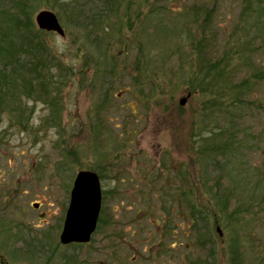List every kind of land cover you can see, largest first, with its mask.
<instances>
[{"label": "rangeland", "instance_id": "rangeland-1", "mask_svg": "<svg viewBox=\"0 0 264 264\" xmlns=\"http://www.w3.org/2000/svg\"><path fill=\"white\" fill-rule=\"evenodd\" d=\"M100 1L77 0L79 19L71 0H0V36L15 49L28 43L25 22L39 31L40 11L66 32L34 38L47 45L32 51L38 73L16 50L0 84V264H264V110L237 104L220 116L197 92L179 104L195 64L173 27L194 25L186 8L201 5L223 27L241 26L237 0H140L127 40L112 37L114 21L79 28ZM256 97L264 103L263 87ZM82 170L102 175L104 224L90 244L63 246Z\"/></svg>", "mask_w": 264, "mask_h": 264}, {"label": "trees", "instance_id": "trees-1", "mask_svg": "<svg viewBox=\"0 0 264 264\" xmlns=\"http://www.w3.org/2000/svg\"><path fill=\"white\" fill-rule=\"evenodd\" d=\"M76 1L71 0V13L81 19L82 16L76 15L81 11L79 7L76 8ZM213 1L222 6L218 0ZM100 2V4L98 2L87 4V7H92V10L86 14L85 24L82 25L79 22V28L86 29V26L91 25L94 29L103 30L107 29L106 22L114 21L113 29L115 28V30L112 37L127 40L124 33V22L141 10L140 0H101ZM237 2L241 8L239 14L241 26L223 27L219 22L221 17L217 18V8L211 9L207 5L202 8L201 5L199 10L194 6L190 10L186 8L188 14L192 13L194 25L187 23L180 27H173L178 35L175 44H180L179 49L187 48L185 51L189 50L188 64L190 65L191 62L195 64L193 76L191 79L187 78L189 81L186 82L188 92L192 94L197 92L200 96L205 97L203 110H214L220 116H224L231 106L237 104L246 105L257 112L259 109L264 110L263 100L256 97L259 88H264V0H237ZM87 7L82 6L81 8ZM34 27L30 20L24 23V34L28 43L18 45L17 49L8 41L9 38L5 39L3 35L0 36V84L4 85L8 80L7 68H15L12 65L16 57L13 54L16 50L22 52L25 49V53L32 57L33 66L30 64V68L25 69L29 70V74L38 71L36 51L35 53L32 51L45 50L47 45L45 42L34 41L37 35L43 34L40 31H35ZM253 38L260 40L259 51ZM99 40L97 39V43L100 42ZM221 43L224 47L222 51L218 45ZM40 56L44 58L43 54ZM235 71H239L243 75L239 82L235 79ZM142 78L146 79L144 74H142ZM28 83L29 81L24 80L26 87ZM41 89L45 90L43 87ZM1 101L2 99H0ZM227 132L230 131L226 128L216 134L212 132V137L205 140L204 150L208 152L211 149L210 146L216 141L215 139ZM251 132L253 133L254 129ZM227 140L229 141V139ZM230 148L231 146L228 144L221 146L222 152L227 154L230 152ZM103 224L104 217L100 219V226ZM236 245L237 243H233L234 256L236 253H240V248Z\"/></svg>", "mask_w": 264, "mask_h": 264}, {"label": "water", "instance_id": "water-1", "mask_svg": "<svg viewBox=\"0 0 264 264\" xmlns=\"http://www.w3.org/2000/svg\"><path fill=\"white\" fill-rule=\"evenodd\" d=\"M36 23L41 30L54 31L65 35L58 17L52 11L44 10L36 16ZM188 98H182L184 106ZM102 189L99 176L93 171H80L74 181L71 200L61 234V243H87L95 232L101 212ZM35 208L39 204L34 205ZM219 231V229H218Z\"/></svg>", "mask_w": 264, "mask_h": 264}]
</instances>
